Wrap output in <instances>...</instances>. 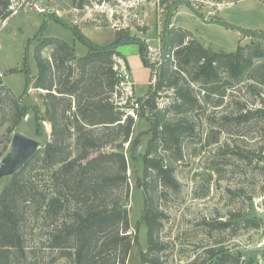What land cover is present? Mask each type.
<instances>
[{"label":"rangeland","instance_id":"rangeland-1","mask_svg":"<svg viewBox=\"0 0 264 264\" xmlns=\"http://www.w3.org/2000/svg\"><path fill=\"white\" fill-rule=\"evenodd\" d=\"M174 1H178L177 6L169 14L168 6ZM35 4L44 12L34 10ZM9 10L11 15L0 23V89L3 88L0 98V161L16 133L40 141L41 148L51 141V126L45 120L46 102L39 96L46 95V91L33 86L39 70L35 50L49 43L40 56L52 65V79L58 88H61L59 80L62 84L69 74L72 81L80 79L77 62L87 54V48L73 35V27L100 47L112 43L120 32L145 45L146 51L148 47L154 50L156 56L153 60L146 58L151 65L146 68L133 53L137 51L138 54L137 43L118 47L120 52L128 55L132 81L136 83V100L144 99L157 83L164 62L162 38L169 18L168 27L183 31L187 35L186 43L195 40L214 53L233 54L240 48L244 55L264 54V0H166L163 4L161 0H88L82 9H77L73 0H10ZM246 30L250 32L243 33ZM61 43L71 49L73 56L58 71L53 55L57 54ZM114 59L121 61L123 66L127 65L132 75L126 59L125 63L117 57L112 58L113 62ZM169 60L166 67L170 72L175 71V58ZM258 66L261 69L254 72L253 68ZM85 73L83 77L89 82L79 86L74 96H63L65 101L59 103L58 118L63 108L68 104L71 106L61 122L62 127H68L60 139L63 157H76L80 152L68 126L73 121L77 99L81 104L89 98L90 101L112 102L114 99L117 104L122 103L119 96H112L109 88H98L99 81L106 79L98 66H90ZM188 80L183 84H188ZM262 80L264 82V56L254 58L252 68L239 81H233L223 70L208 86L189 83L192 97L197 101L193 109H173L164 114L167 119L185 122L188 130L179 145L159 146L156 152L164 168L171 170L173 186L163 184L152 171L147 179H143L142 155L150 137L146 119L151 113L147 109L141 118L138 116L140 110L134 111L133 116L128 114V108L125 110L126 116L133 120L130 139H139L134 151L124 144L128 199L124 201L125 188L120 184L107 189L104 196L108 204L114 199H123L121 205L127 211L130 227L127 234L137 238L125 264H140V253H145L148 248L146 228L138 224L144 210L145 185L153 206L162 215L157 235L162 250L156 255L162 264H210V252L219 249L223 255L241 256L239 264L244 263L242 260L264 264V245L256 247L264 234V171L261 169L264 163V125L256 119L249 123L238 120L242 109L251 110L264 105V83L259 82ZM5 92L19 99L20 105L26 108V116L16 126L12 125L11 105L3 97ZM173 99V90H160L154 100L156 108L164 110ZM37 117L43 120L39 134L36 132ZM89 129L98 135V148L91 150L90 157L111 152L112 148L105 143L116 139V131L100 126ZM103 133L104 136L99 137ZM30 165L19 177L22 183L27 182L34 169L45 181L53 171V168L41 166L43 161H33ZM104 167L116 170L114 165ZM12 177L0 181V195ZM45 183L49 194L51 184L49 181ZM19 207L25 210L20 230L24 256L14 258L12 264H72V261L59 257L57 250L46 247L53 221L43 226L31 207ZM245 219L260 227H245ZM220 222H230L231 226L219 228Z\"/></svg>","mask_w":264,"mask_h":264},{"label":"trees","instance_id":"trees-1","mask_svg":"<svg viewBox=\"0 0 264 264\" xmlns=\"http://www.w3.org/2000/svg\"><path fill=\"white\" fill-rule=\"evenodd\" d=\"M165 2L166 0H161V4ZM177 2L174 1L168 6L169 14L175 10ZM73 4L77 9H82L88 4V0H73ZM9 6L10 0H0V23L11 15ZM169 19L165 23L162 38L164 65L162 63L154 90L145 95L144 99L136 100L139 105L136 110L137 112L140 110L138 116L141 118L144 117L147 109L151 113V116L146 119L149 123L148 134L150 137L142 155L143 179H147L149 172L152 171L157 174L163 184L173 186L174 180L171 170L164 168L161 160L157 159L156 152L159 146L170 148L179 145L188 127H186L185 122L167 119L164 114L173 109L176 111L193 109L197 101L192 97L190 82L208 86L218 78L223 70L228 72L233 81H239L245 72L252 68V60L263 57L264 54L250 53L244 55L240 48H237L233 54L214 53L195 40L186 43L187 35L177 28H169ZM225 27L229 28L228 25ZM71 30L78 41L87 48V54L77 62V68L81 75L80 79L72 81L70 80L71 74H69L62 84H59V80L58 85L61 88H58L52 79L54 73L52 65L49 61L42 60L40 56L43 48L49 43L41 45L35 50L39 70L37 81L33 86L36 89L46 91V95L39 96L46 102L47 117L45 120L51 126V141L46 142L45 146L40 148L10 179L0 195V264H12L14 258L24 256L20 230L21 216L25 210L24 207L20 209L19 205L31 207L35 217L43 223V226L48 221H53L54 226L46 240L48 244L46 247L57 250L59 257L72 261V264H125L132 247L137 243L136 235L127 234L130 229L128 214L121 205L128 199L129 193L126 158L123 152L124 144H128L130 151H134L139 145V139H130L133 120L125 113L127 108L130 109L129 100L122 105L117 104L114 99L112 102H105L101 99L90 101L89 98L83 104L77 99L73 121L68 125L74 133L77 146L80 147V152L76 157H63L62 143H60L61 137L68 128L67 126L66 129L62 127V118H65V111L70 109V104L66 106L67 109L65 107L61 110V117L58 118L57 116L61 106L59 103L65 101L63 96H74L79 86L89 82L83 76L90 66H98L106 77V79L99 81L98 88L100 90L105 87L109 88L112 96H120L115 95L117 79L113 68L117 62L115 59L113 62L112 58H120L124 63L125 58L117 51V48L124 44L137 43L138 56L143 66L147 68L151 65L145 56L146 46L126 33L123 35L118 32L112 43L100 47L86 38L77 27H73ZM248 32L250 31H243V33ZM56 53L53 55V60L56 70L60 71L65 62L70 60L73 55L71 49L64 43L57 47ZM171 57L175 58V71L172 72L165 65V63L168 64ZM125 66L127 67V65ZM253 69L254 72H257L261 66ZM183 74L185 77H182ZM185 78L186 80L189 78L186 85L183 84L186 81ZM26 82L29 85L28 79ZM259 82L264 83L263 80ZM162 89L174 91V99L164 110L157 109L154 101ZM2 90L3 88L0 89V98L2 97ZM56 93L57 95H54ZM3 97L10 102L12 110L10 117H12V125L16 126L26 116V108L20 105L19 99H14L7 92L3 94ZM123 117H125L124 120H122ZM35 119L37 122L36 132L39 134L40 124L43 120L40 117ZM253 119L264 125V105L251 110L242 109L238 118L239 122L242 123H249ZM98 126L105 128V130H115L117 137L113 141L105 143L106 146L112 148L111 152L99 153L90 157L91 150L98 148V135H94L92 131H89V128ZM102 136L104 133L99 135V137ZM9 149L8 147L2 159ZM33 161H43L41 166L45 169L53 168V171L48 176V180L45 181L41 180L40 173L34 169L33 173L28 175L27 182L22 183L19 177ZM105 165H114L116 170L106 169ZM261 166L264 171V163ZM31 175L33 176L31 177ZM48 181L51 184L49 194L45 188V182ZM119 184L125 188L124 201L117 198L112 200V203H106L104 200L106 190H111ZM145 187L144 210L138 224H142L146 228L148 248L145 253H140V264H162L159 257L156 256L162 250L157 239L161 229L162 215L153 206L147 185ZM243 223L245 227L252 225L256 229L260 227L259 224L250 219H245ZM230 226V222H220L217 225L223 229ZM210 253L212 260L210 264H239L241 260V256L223 255L222 249ZM242 261L243 264H251Z\"/></svg>","mask_w":264,"mask_h":264},{"label":"water","instance_id":"water-1","mask_svg":"<svg viewBox=\"0 0 264 264\" xmlns=\"http://www.w3.org/2000/svg\"><path fill=\"white\" fill-rule=\"evenodd\" d=\"M40 148V141L20 133L14 134L8 153L0 161V181L18 173Z\"/></svg>","mask_w":264,"mask_h":264},{"label":"built area","instance_id":"built-area-1","mask_svg":"<svg viewBox=\"0 0 264 264\" xmlns=\"http://www.w3.org/2000/svg\"><path fill=\"white\" fill-rule=\"evenodd\" d=\"M34 10H36L39 13H43L44 10L39 9V7L35 4ZM146 53V58L148 60H153L156 56L154 54V50L151 47H148V51ZM113 71L115 72V77L117 79V85L115 86V95L118 94L121 104H125L129 100V106L130 109L128 114L133 116V113L136 109H138L139 105L136 101V98L134 97V83L132 81V75L130 74V71L127 69L126 66H123V63L121 61H118L117 64L114 66ZM264 245V234L263 237L260 239V242L256 245L257 248H262Z\"/></svg>","mask_w":264,"mask_h":264},{"label":"crops","instance_id":"crops-1","mask_svg":"<svg viewBox=\"0 0 264 264\" xmlns=\"http://www.w3.org/2000/svg\"><path fill=\"white\" fill-rule=\"evenodd\" d=\"M118 52L122 55V56H124V58L126 59V61H127V63H128V66L130 67V69H131V73H132V77H133V72H132V68H131V65H130V62H129V60H128V55L126 54V53H123V52H120V48H118ZM133 53H135V55L138 57V59L140 60V58H139V56H138V54H137V51H134ZM141 62V61H140ZM142 64V63H141ZM133 83H134V91L136 90V83L133 81Z\"/></svg>","mask_w":264,"mask_h":264}]
</instances>
